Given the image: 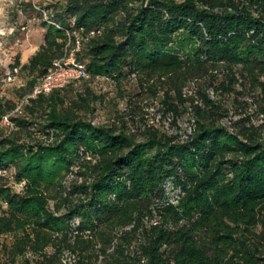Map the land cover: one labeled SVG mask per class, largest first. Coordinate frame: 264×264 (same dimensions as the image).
<instances>
[{"label": "trees", "instance_id": "16d2710c", "mask_svg": "<svg viewBox=\"0 0 264 264\" xmlns=\"http://www.w3.org/2000/svg\"><path fill=\"white\" fill-rule=\"evenodd\" d=\"M49 15L21 65L30 93L72 50L91 78L162 93L175 131L98 123L87 99L55 90L28 98L7 133L18 105L0 101V172L21 186L0 176V264H264L263 126L222 123L210 96L236 100L248 83L264 113V0H63Z\"/></svg>", "mask_w": 264, "mask_h": 264}, {"label": "rangeland", "instance_id": "374dc122", "mask_svg": "<svg viewBox=\"0 0 264 264\" xmlns=\"http://www.w3.org/2000/svg\"><path fill=\"white\" fill-rule=\"evenodd\" d=\"M59 1L63 0H0V101L10 100L17 103L18 107L28 103V98L32 94L30 93V83L33 79L26 71L21 70V65L26 64L42 45L46 33L43 24L48 21L49 12H52ZM80 46V41H77L76 50H79ZM74 61V52L71 50L63 62L71 67ZM17 62L20 63L19 67L16 65ZM74 64L78 63L74 62ZM197 87V83H191L184 90L185 96H194ZM249 88L248 83L239 84L236 90L245 96H240L236 100L233 94H215L213 89L210 90V96L229 111V116L223 119L222 123L238 122L241 118L248 116L256 127L263 126L262 137L264 140V113L262 112L263 106L259 103L260 91H252ZM55 90H62L61 97L63 96L67 100H77L78 96L87 99L91 108L88 118H94L98 123H113L121 127L122 122L126 121L128 128L135 133H137V128L144 124L156 126L164 131H170V133L175 131V128L170 127L168 122V124H162L160 121L158 97L162 96V93L154 97L150 92H143L136 79L124 82L120 90L111 79L105 77L81 78ZM21 96H23V100ZM9 116L12 118L22 117L20 113L14 112ZM188 121V114L180 119L179 125L182 130L187 128ZM1 127L7 128V133L17 132L13 124L10 126L5 121ZM36 136L39 137V135ZM22 140L28 141L29 139L23 138ZM47 163L50 168L51 158ZM65 174L66 171L60 170L54 183ZM0 176L14 192L21 191V186L14 184L13 168H6L5 171L0 172ZM72 179V176L68 178L66 182L68 187ZM5 208L6 206L0 203V212ZM2 241L10 246L13 238L7 236L2 238ZM49 251L51 250L49 249ZM72 260L73 257L67 253L63 263L66 264Z\"/></svg>", "mask_w": 264, "mask_h": 264}, {"label": "built area", "instance_id": "2783aa9c", "mask_svg": "<svg viewBox=\"0 0 264 264\" xmlns=\"http://www.w3.org/2000/svg\"><path fill=\"white\" fill-rule=\"evenodd\" d=\"M74 62L71 67L64 62L54 63L53 67L47 72V74L39 80L38 84L32 91L30 98H36L39 95L47 96L53 90L61 89L71 81L89 77L85 67L80 64H74ZM21 105L16 108L14 113H20ZM9 117L10 116L5 117L3 122H8V125L11 126L12 123L9 121Z\"/></svg>", "mask_w": 264, "mask_h": 264}]
</instances>
